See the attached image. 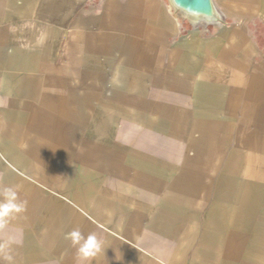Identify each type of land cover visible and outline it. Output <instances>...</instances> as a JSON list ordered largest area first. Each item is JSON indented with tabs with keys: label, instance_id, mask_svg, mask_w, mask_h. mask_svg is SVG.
I'll list each match as a JSON object with an SVG mask.
<instances>
[{
	"label": "crops",
	"instance_id": "obj_1",
	"mask_svg": "<svg viewBox=\"0 0 264 264\" xmlns=\"http://www.w3.org/2000/svg\"><path fill=\"white\" fill-rule=\"evenodd\" d=\"M212 3L0 0V264H264V0Z\"/></svg>",
	"mask_w": 264,
	"mask_h": 264
},
{
	"label": "clouds",
	"instance_id": "obj_2",
	"mask_svg": "<svg viewBox=\"0 0 264 264\" xmlns=\"http://www.w3.org/2000/svg\"><path fill=\"white\" fill-rule=\"evenodd\" d=\"M4 197V202H0V218L7 217L11 212L20 210V205L16 203L17 193L13 188L4 189ZM70 236L74 241L81 238L78 230H74ZM100 250L101 242L92 234L89 235L85 243L79 247L78 253L82 258L88 259L95 256ZM9 259H11V257H9Z\"/></svg>",
	"mask_w": 264,
	"mask_h": 264
},
{
	"label": "water",
	"instance_id": "obj_3",
	"mask_svg": "<svg viewBox=\"0 0 264 264\" xmlns=\"http://www.w3.org/2000/svg\"><path fill=\"white\" fill-rule=\"evenodd\" d=\"M174 5L197 20L205 18L209 21L216 19L212 0H172Z\"/></svg>",
	"mask_w": 264,
	"mask_h": 264
},
{
	"label": "bare ground",
	"instance_id": "obj_4",
	"mask_svg": "<svg viewBox=\"0 0 264 264\" xmlns=\"http://www.w3.org/2000/svg\"><path fill=\"white\" fill-rule=\"evenodd\" d=\"M198 21H204V22H207L209 20L205 19V18H202V19H199Z\"/></svg>",
	"mask_w": 264,
	"mask_h": 264
}]
</instances>
